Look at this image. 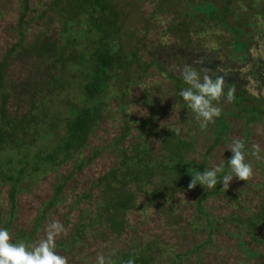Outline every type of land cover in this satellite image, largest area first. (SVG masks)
I'll return each instance as SVG.
<instances>
[{
    "label": "rangeland",
    "instance_id": "obj_1",
    "mask_svg": "<svg viewBox=\"0 0 264 264\" xmlns=\"http://www.w3.org/2000/svg\"><path fill=\"white\" fill-rule=\"evenodd\" d=\"M197 1L172 0L165 5H160L155 0H113L119 13L116 24L120 29L119 35L116 36L117 44L121 46L124 53H135L144 65L153 57L157 60L170 57L175 52L172 47L179 43V38L171 36L170 27L183 22L186 13H191V6L188 3L195 5ZM44 3H48V0H28V10L24 11L23 0H0V63L7 62L6 114L11 119L26 114L30 102H40L48 107L49 99L47 100L46 93L51 91L54 85L59 87L58 83L52 82L60 77L61 72H65V76L61 77L64 85L62 90L67 89V92L72 90L73 96L80 91L79 86L72 85L76 81L72 82L68 78L75 76L72 75L73 71L81 67L74 69L71 65L67 66L58 62L59 57H73V51H76L79 46L70 48L71 45H68L67 39L72 35L62 33L65 27L60 19L55 17V13L47 12L41 17L46 8ZM233 5L240 18H243L244 14L248 15L252 24L250 34L258 37L260 39L258 44L263 45L264 12L257 6H264V0H257L256 8L250 6L247 0L235 1ZM22 13L26 16L23 19V26L20 27ZM238 14L230 21L234 22ZM210 25L211 23H208V26ZM82 27L78 24L72 30L73 32L76 30L77 35V28ZM243 31L248 32L245 28ZM220 36V32L212 34V31H209L199 38L206 49L226 47L229 50V46L218 43L222 40ZM222 37L227 39L226 33H222ZM246 37L248 38L249 35L247 34ZM229 40L233 39L229 38ZM50 42L58 44L63 49L58 50L59 47L53 49L54 53L50 60L36 57L37 54L42 56L45 52L40 43ZM18 43H20L18 50L7 57L9 50ZM74 44L81 47L86 43L83 39H78ZM252 45L255 44L250 43L249 47ZM262 47L261 52L264 50V45ZM81 50H77L76 55L85 54ZM261 54L260 57H262ZM238 55L242 58L246 57L243 52H238ZM192 58L191 56L190 59ZM124 82L125 80L120 77L109 83V89L106 90L107 96L100 110V120L90 132L85 147L80 153L34 182L23 184V190L15 198L10 229L12 239L16 233L30 235L35 229L38 217L52 198L54 187L71 174L64 186L59 204L47 210L31 243L34 245L44 238V230L49 223L59 221L65 232L56 237L55 251L58 255L66 257L68 264H97V258L100 255L111 258L112 252L123 251L128 248V245H145L152 240L157 241L159 245L157 247L163 246L161 249L165 254L160 260H158L159 255L157 256V264H168L172 260L170 253L180 254L207 240L209 231L206 223L197 215L194 207L199 190L187 189L176 195L172 201L158 202L147 209H144L145 197L139 195L137 204L144 210L129 212L124 217L125 228L122 235L116 239L105 225V215L95 219L100 194L97 190L98 180L118 163L117 150L114 147L109 148L111 142L119 138L124 128L128 127V136L121 144L126 147L137 140L142 128L147 126L159 130L165 125L177 128V123L181 122L183 116V110L172 100V95L168 92L170 82L160 74L157 68L150 67L146 73H140V76L132 74L126 93L123 92ZM40 85L44 88L36 91V88H41ZM32 96L35 99L32 100ZM64 96L68 97L66 93ZM259 96L261 97V94ZM149 103L152 104L151 107ZM214 105L221 108V112L228 113L226 116L228 131L210 153L208 168L215 165L225 167L228 156L232 155L229 146L233 139L238 138L244 142L246 161L252 164L253 176L247 181L234 178L228 189H223L222 185L220 193L215 197L210 196L204 203L208 216L217 223V226L212 232V242L204 245L200 250L201 262L202 264H264V218L257 229L260 240L249 244V251L256 252L255 256L247 258L238 248L237 238L234 235L237 229L242 228V223L259 214L264 205V122L258 120L248 127L245 126L243 118L232 117L234 110L230 108L227 97ZM1 106L0 91V110ZM190 121L189 118V125L185 121L183 128L187 131L191 130L190 132L195 133L197 137L201 136L200 143L203 142L202 144L206 147L210 146L214 139L212 130L206 127L205 130L198 131L197 125ZM0 126L5 127L1 118ZM61 134V130H56L51 138L56 142ZM18 135L19 138L24 137L20 131H17L16 137ZM19 138L16 139L19 140ZM34 140L39 143L47 139L30 137L26 139V143L34 142ZM152 142V148L158 151L157 141L152 139ZM254 144L260 146V159L251 155ZM199 150L198 146L197 151ZM96 151L100 153L94 156ZM190 158L198 159L195 155H190ZM85 160L88 162H85L82 169L75 171V167ZM8 188L7 185H0V228L8 222L12 211ZM88 193L90 195L86 199L85 196ZM82 198L84 200L79 201ZM92 221H94L93 226L88 228L79 244L69 250L56 248V245L64 244L71 237L80 222L88 225ZM242 231L244 230L241 229ZM240 238L248 242L244 233ZM168 249L170 252H167ZM195 260L196 256L193 254L186 257L183 264H194Z\"/></svg>",
    "mask_w": 264,
    "mask_h": 264
},
{
    "label": "trees",
    "instance_id": "obj_2",
    "mask_svg": "<svg viewBox=\"0 0 264 264\" xmlns=\"http://www.w3.org/2000/svg\"><path fill=\"white\" fill-rule=\"evenodd\" d=\"M170 1L172 0H155L160 5H165ZM235 1L238 0H198L195 5L188 3L191 6V13H186L183 22L170 27L171 36L179 38V43L172 47L175 52L170 57H162L160 60L153 57L146 65L141 63L135 53H124L121 46L117 44L116 36L119 35L120 29L116 24L119 13H117L113 0H48V3H44L46 8L41 17L47 12L55 13V17H58L65 27L62 33L72 35L67 39L68 45H71L70 48L79 46L76 51H73V57H59L58 62L67 66L71 65L74 69L81 67V69L73 71L72 75L75 76L68 78L72 82L76 81L72 85L79 86L80 91L75 96H73L72 90H68L70 92H67V89L63 91L64 85L61 77L65 76V72H61L60 77L52 82L58 83L59 87L54 85V88L46 93L47 100L49 99L48 107L40 102H30L26 114L11 119L6 114L8 93L5 90V69L7 62L0 63L2 96L0 118L5 124L4 128L0 126V185L9 187V200L12 208L8 222L2 228L7 229L10 233L15 198L23 190V184L34 182L49 171L56 170L85 147L90 132L100 120V110L107 96L106 90L109 89V83L114 79L118 80L121 77L125 80L123 92L126 93L132 74L140 76V73H146L150 67H155L170 82L171 86L168 92L171 93L172 100L183 110L182 120L178 121L177 128L165 125L159 130H154L146 126L144 129L142 128L137 140L123 147L121 144L128 136V127H125L123 134L111 142L109 148L114 147L117 150L118 163L98 180L97 190L100 194L95 219L105 215V225L114 235V239L122 235L125 228L124 217L129 212L142 210L137 204L139 195L146 199L144 209L153 207L158 202L172 201L176 195L188 189L190 175H194L197 171L203 172L206 168L209 169L210 153L218 146L228 131L226 120L228 113L225 112H221L214 122H210L206 126L212 130L214 135L213 143L208 147L204 146L203 142L200 143L201 136L197 137L195 133L190 132L191 130L187 131L183 128L185 121L188 125L190 124L189 118L192 123L197 125L198 131H203L206 127L201 128L200 122L202 121L197 119L196 114L188 108L180 96V91L187 85L175 71L176 67L191 65L198 70L207 68L213 78L216 75H223L225 84L223 95L219 101L227 97L230 89H235L234 99L230 102V108L234 110L232 117L243 118L247 127L258 120L264 122V58H262L264 50L260 51L264 44H258L260 39L251 36L250 19L246 14L243 15V18L239 17L240 15L233 5ZM23 2L24 11H27L28 0H23ZM247 2L256 8L257 0H247ZM257 8L264 12V6L258 5ZM236 14H238L237 19L235 18V21L231 22L230 19L234 18ZM25 16V13L20 16V27L24 24ZM208 23L211 25L208 26ZM78 24L83 27L77 28L76 35V30L73 32L72 28ZM244 28L248 32L243 31ZM209 31H212V34L220 32L222 40L218 43H224L230 49L228 50L226 47L206 49L199 37ZM222 33H226L227 39H223ZM229 38L233 40L230 41ZM78 39H83L86 43L85 46L75 45L74 43H77ZM250 43L255 45L249 47ZM40 44L45 52L42 56L37 54L36 57L48 58V60L54 53L53 49L59 47L58 44L52 42ZM19 45L20 43L14 45L9 50L7 57L12 56L18 50ZM60 49L62 50L63 47H59L58 50ZM80 49L85 54L76 55L77 50ZM238 52H243L246 57L242 58ZM191 56L192 59H190ZM74 77L77 78L74 79ZM40 87L36 88V91L44 88L42 85ZM55 88L57 90H54ZM65 93L68 95L67 98L64 96ZM31 99L33 100L35 97L32 96ZM151 105L149 103L150 107ZM49 107L51 108L49 109ZM56 130H61L62 134L55 142L51 136ZM17 131L23 133L24 137L19 138V135L16 137ZM30 137L34 139L44 137L47 140L40 141V144L36 140L26 143V139ZM152 139L157 141L158 151H154L152 148ZM198 146L200 153L197 151ZM99 153L100 151H96L94 156ZM190 155H195L198 159H192ZM230 157L231 155L228 156V159ZM85 162L88 161L85 160L75 167V171L82 169ZM227 171L228 166L226 165L224 172L218 174V178H221ZM70 177L71 174L54 187V194L47 207L43 209L41 216L38 217L35 229L30 235L16 233L12 239L14 243L24 242L31 246L40 222L48 209L59 204L64 186ZM221 188L222 184H218L212 189L203 188L200 185L192 189L199 190L194 207L197 215L205 221L209 234L206 241L188 251L175 255L170 253L172 260L168 264H183L184 259L193 254L196 256L194 264H202L200 250L204 245H209L212 242V232L217 226V223L208 216L204 203L210 196L215 197L220 193ZM89 195L88 193L85 198L87 199ZM81 200L84 199L79 201ZM263 218L264 205L259 214L242 223L241 229L244 231L241 232V229H237L234 233L238 248L245 253L247 258L256 255V252L249 251V244L260 240L257 229ZM93 224L94 221L88 225L80 222L71 237L64 244L56 245V248L64 250L73 248L81 242L85 232ZM243 233L247 236L248 242H244L240 238ZM157 246L159 245L155 240L145 245H128V248L123 251L112 252L111 259L114 264H125L130 257L134 259L135 264H157V256L159 255L158 260L165 256L164 250L161 249L163 246ZM167 252H170V249Z\"/></svg>",
    "mask_w": 264,
    "mask_h": 264
},
{
    "label": "clouds",
    "instance_id": "obj_3",
    "mask_svg": "<svg viewBox=\"0 0 264 264\" xmlns=\"http://www.w3.org/2000/svg\"><path fill=\"white\" fill-rule=\"evenodd\" d=\"M180 78L187 85L180 91V96L186 102L188 108L201 120V128L208 123L214 122V118L219 117L221 108L214 105V101H219L223 95L225 78L223 75H216L213 78L207 68H194L191 65L176 67ZM235 89H230L227 99L231 102L234 99ZM245 145L240 139H233L229 151L231 157L227 161L228 173L218 178V174L224 172L223 165H215L203 172L197 171L191 176L188 189H195L197 185L208 189L215 188L218 184L223 185V189H228L234 178L247 181L253 176V167L246 161ZM260 146L252 145L251 155L260 159ZM45 236L34 245H26L24 242L12 241L9 231L0 228V264H68L67 258L58 255L55 251V240L61 233L65 232L63 225L59 221H52L45 228ZM97 264H114L111 258L100 255ZM125 264H135L130 257Z\"/></svg>",
    "mask_w": 264,
    "mask_h": 264
}]
</instances>
